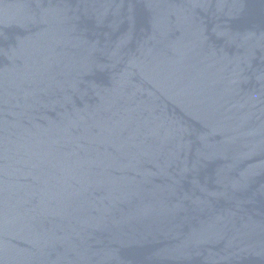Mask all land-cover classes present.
I'll list each match as a JSON object with an SVG mask.
<instances>
[{"label": "water", "instance_id": "95a60500", "mask_svg": "<svg viewBox=\"0 0 264 264\" xmlns=\"http://www.w3.org/2000/svg\"><path fill=\"white\" fill-rule=\"evenodd\" d=\"M0 264H264V0H0Z\"/></svg>", "mask_w": 264, "mask_h": 264}]
</instances>
